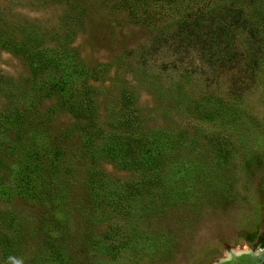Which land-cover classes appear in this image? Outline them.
I'll return each instance as SVG.
<instances>
[{
  "label": "rangeland",
  "instance_id": "obj_1",
  "mask_svg": "<svg viewBox=\"0 0 264 264\" xmlns=\"http://www.w3.org/2000/svg\"><path fill=\"white\" fill-rule=\"evenodd\" d=\"M148 4L0 0V264H218L264 231V0ZM215 18L228 51L178 54Z\"/></svg>",
  "mask_w": 264,
  "mask_h": 264
},
{
  "label": "trees",
  "instance_id": "obj_2",
  "mask_svg": "<svg viewBox=\"0 0 264 264\" xmlns=\"http://www.w3.org/2000/svg\"><path fill=\"white\" fill-rule=\"evenodd\" d=\"M146 1L149 3L147 5V8H151L153 6V5L151 6V3H153L154 0H146ZM157 1H160V2H159V4H157V6H153L154 9H158V6L160 7L162 5V4L160 5V3H162L163 1L165 3H171L172 2V0H157ZM178 8H179V6L175 5V9H178ZM184 9H186V8H184ZM216 22H219V19L217 20L215 18L213 21L210 22V24L209 23H201V22H199L197 33L195 35H193V36H191V35H187L186 37L184 36V38L182 36L184 34V32L180 28L177 31H175L174 36L178 40H179L180 36L183 38V44L182 43L179 44V47H178V50H177L178 54H179L180 51H182L184 53V51L187 50V48H188V47H186V45L188 46V42H191V44H192L194 41H199V42L208 44V46H207L208 47V49H207L208 52L214 51L213 49H214L215 46H218V47L223 48V49L227 48V51H228V47L227 46L221 47V46L218 45V43H220V40H219V38L216 39L215 34H220V33H218L220 30L217 28ZM237 90H239V89L237 88ZM161 136L162 135L157 137L156 142H157V140H159L157 142V144H156V142L154 143L152 140H149V144L152 147L154 145L156 147L159 146L160 148H164L166 143L162 142ZM93 146H94L93 144L87 142L84 145L85 151L87 153L93 154L92 151H91ZM151 146H148V149H147V153H149L148 157H147V161L150 160V159H153V157H154V155H152L151 152H150ZM98 153H99V150H98ZM103 156H105L107 158H111V157H113L115 159L119 158L120 162H121V159L122 160H126L127 159V158L122 157L120 154H118V157L116 155H115V157L114 156H109V155H103ZM87 158L88 157H85V159H87ZM25 173L27 174L26 176H22L19 179H17L16 190L19 193L27 195L26 193H28V191H32V185H29L30 182H29V179H28L30 170L28 168H25ZM93 184L94 183H90V185H89V181H85V183L83 185V188H86V189H84V190L95 191V185L96 184H94V185ZM92 186H94V187H92ZM22 233L23 232H20V235Z\"/></svg>",
  "mask_w": 264,
  "mask_h": 264
},
{
  "label": "bare ground",
  "instance_id": "obj_3",
  "mask_svg": "<svg viewBox=\"0 0 264 264\" xmlns=\"http://www.w3.org/2000/svg\"><path fill=\"white\" fill-rule=\"evenodd\" d=\"M261 257L260 254L253 253L249 247L235 248L233 251H227L225 258L218 264H254Z\"/></svg>",
  "mask_w": 264,
  "mask_h": 264
},
{
  "label": "flooded vegetation",
  "instance_id": "obj_4",
  "mask_svg": "<svg viewBox=\"0 0 264 264\" xmlns=\"http://www.w3.org/2000/svg\"><path fill=\"white\" fill-rule=\"evenodd\" d=\"M244 247L246 246H243L241 248L243 249ZM248 247L251 249L253 253H257L262 256L254 264H264V231L258 236L256 242H254L252 245H248Z\"/></svg>",
  "mask_w": 264,
  "mask_h": 264
},
{
  "label": "water",
  "instance_id": "obj_5",
  "mask_svg": "<svg viewBox=\"0 0 264 264\" xmlns=\"http://www.w3.org/2000/svg\"><path fill=\"white\" fill-rule=\"evenodd\" d=\"M236 257H237V255H235ZM222 259V258H221ZM221 259L218 261V262H220L221 261Z\"/></svg>",
  "mask_w": 264,
  "mask_h": 264
}]
</instances>
